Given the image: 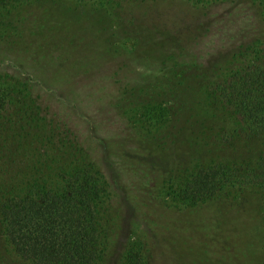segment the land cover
Here are the masks:
<instances>
[{
	"label": "rangeland",
	"instance_id": "374dc122",
	"mask_svg": "<svg viewBox=\"0 0 264 264\" xmlns=\"http://www.w3.org/2000/svg\"><path fill=\"white\" fill-rule=\"evenodd\" d=\"M262 48L264 0L0 4V203L89 168L95 264H264L262 191L179 196L199 165L256 150L217 87ZM0 264H38L1 219Z\"/></svg>",
	"mask_w": 264,
	"mask_h": 264
},
{
	"label": "trees",
	"instance_id": "16d2710c",
	"mask_svg": "<svg viewBox=\"0 0 264 264\" xmlns=\"http://www.w3.org/2000/svg\"><path fill=\"white\" fill-rule=\"evenodd\" d=\"M17 0H1L7 6ZM103 1V0H102ZM134 1V0H104ZM230 5L247 0H224ZM252 1V0H251ZM217 94L227 112L239 120L241 132L256 150L242 153L246 164L213 162L199 165L179 196L199 204L216 197L225 188L239 184L264 193V48L243 71L234 73ZM0 106V112L3 110ZM245 148V147H244ZM89 168L65 175V190L39 186L23 198L0 203L4 234L21 257L38 264H95L101 253V231L96 197L99 179Z\"/></svg>",
	"mask_w": 264,
	"mask_h": 264
}]
</instances>
